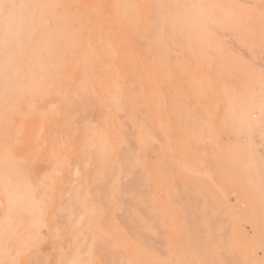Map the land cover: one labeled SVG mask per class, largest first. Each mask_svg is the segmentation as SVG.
<instances>
[{
  "label": "rangeland",
  "instance_id": "374dc122",
  "mask_svg": "<svg viewBox=\"0 0 264 264\" xmlns=\"http://www.w3.org/2000/svg\"><path fill=\"white\" fill-rule=\"evenodd\" d=\"M38 1L0 0V264H264L261 4L249 29L177 0Z\"/></svg>",
  "mask_w": 264,
  "mask_h": 264
},
{
  "label": "bare ground",
  "instance_id": "6f19581e",
  "mask_svg": "<svg viewBox=\"0 0 264 264\" xmlns=\"http://www.w3.org/2000/svg\"><path fill=\"white\" fill-rule=\"evenodd\" d=\"M38 1V0H37ZM108 1V0H107ZM122 1V0H121ZM149 1H151V0H149ZM162 2H163V0H161ZM174 1H176V0H174ZM39 2V1H38ZM151 2H155L154 0L153 1H151ZM103 3H104V1H103ZM102 3V4H103ZM113 3H114V1H113ZM116 3V2H115ZM121 3V2H120ZM123 3V2H122ZM126 3V2H125ZM124 3V4H125ZM259 3L261 4V7H262V15H263V17H264V0H177V9H178V15H182V18L184 17V16H186V15H194V16H203V17H207V18H209V19H211V20H217V19H219V20H222L223 22H224V24H225V26H236V25H238V24H240V22L241 21H243V24L246 22V21H249V23L247 24V27L249 28V29H251L252 27H253V23H252V21L254 20V19H256V17H257V15H258V9H259ZM124 4L122 5V4H120V6L121 7H124ZM140 4V3H139ZM162 4V3H161ZM57 5V4H56ZM106 4H104V6H105ZM119 5V4H118ZM167 5H168V3H167ZM77 6V5H76ZM103 6V5H102ZM155 6H157V4H156V2L154 3V7ZM164 6V5H163ZM68 7V6H67ZM115 7V6H114ZM161 7V6H160ZM165 7V6H164ZM260 7V8H261ZM162 8V7H161ZM50 9V8H49ZM76 9V8H75ZM116 9V8H115ZM126 9V7L124 8V10ZM166 9V8H165ZM63 10V9H62ZM128 10H129V7H128ZM103 12V11H102ZM114 12V11H113ZM120 12V11H119ZM118 11L117 12H114V13H116V15H118L117 17H118V20L120 19V20H122V18H121V16L118 14L119 13ZM145 12H148V11H145ZM153 12V11H152ZM155 12H156V10H155ZM155 12L154 13H152L151 14V25L153 26L152 28V30H154L155 28V30L153 31V32H155L153 35L155 36V39L153 38V36H152V40L154 39V41H155V45H157L156 43V36H158L157 35V33H158V31H159V28H157V27H159L158 26V23H159V20L158 19H153V17L154 18H158V17H156L157 16V12H156V14H155ZM78 13V12H77ZM121 13V12H120ZM134 13V12H133ZM112 14V13H111ZM126 14V13H125ZM139 14H140V11H139ZM155 14V15H154ZM161 14V13H160ZM164 14V13H163ZM60 15V14H59ZM74 15V14H73ZM72 15V16H73ZM116 15L114 16L113 15V17L115 18L116 17ZM34 16V15H33ZM62 16V15H61ZM105 16H106V13H105ZM104 16V17H105ZM153 16V17H152ZM66 17V16H65ZM92 17V16H91ZM117 17H116V19H117ZM120 17V18H119ZM138 17V16H137ZM136 17V18H137ZM191 17V16H190ZM34 18V17H33ZM70 18V17H69ZM113 18V19H114ZM123 18H124V16H123ZM185 18V17H184ZM183 18V19H184ZM46 19H47V16H46ZM73 19V18H72ZM108 19V18H107ZM191 19L193 20V21H190L189 23H191V24H189V26H191V25H196L197 23H194V22H196L197 20H195L196 19V17H191ZM74 20V19H73ZM91 20V19H90ZM110 20V19H109ZM117 20V21H118ZM125 20V19H124ZM124 20H122V22L124 21ZM138 20V19H137ZM136 20V21H137ZM155 20V22L153 23V21ZM157 20V21H156ZM59 21H60V18H59ZM97 21V20H96ZM126 21V20H125ZM124 21V22H125ZM135 21V20H134ZM187 21V20H186ZM245 21V22H244ZM53 22V21H52ZM56 22V21H55ZM103 22V21H102ZM118 22H120V21H118ZM132 22V21H131ZM130 22V23H131ZM156 22H157V24H156ZM198 22H199V20H198ZM209 22V21H208ZM138 23H139V21H138ZM187 23V22H186ZM20 24V23H19ZM114 24V23H113ZM125 24H126V26H127V24L128 23H126L125 22ZM133 24V23H132ZM155 24V25H154ZM208 24V23H207ZM63 25V24H62ZM119 25H120V23H119ZM135 25V24H134ZM163 25H164V23H163ZM174 25H176V24H174ZM185 25V24H184ZM187 25V27H188V23L186 24ZM214 25V24H213ZM80 26V25H79ZM198 26V25H197ZM196 26V28H199V27H197ZM216 25H214L213 27H215ZM240 26V25H239ZM55 27V26H54ZM57 27V26H56ZM62 27V26H61ZM102 27V26H101ZM117 27V26H116ZM120 27H121V25H120ZM124 27V26H123ZM131 29H132V27H131V25L129 26ZM128 27V28H129ZM147 27V26H146ZM170 27V26H169ZM191 27H193V26H191ZM217 27V26H216ZM241 27V26H240ZM150 28V27H149ZM167 28V27H166ZM171 28V27H170ZM177 27H174V32H172V33H175V34H173V36H176V37H179L178 36V34L180 33V32H178L179 31V29H178V31H175V29H176ZM168 29V28H167ZM189 28H187V29H185L186 31L188 30ZM202 29H205V28H203L202 27ZM259 29V28H258ZM76 30V29H75ZM80 30V29H79ZM79 30H76L77 31V33L75 34V35H77L78 34V31ZM116 30V29H115ZM148 30V29H147ZM156 30H157V33H156ZM172 29H169L168 31H169V33L167 32L166 33V35L167 34H169V37L171 36V37H173L172 36V34H171V31H173ZM197 30H199V29H197ZM240 29L238 28V31H239ZM64 31H66L65 29H64ZM70 31V30H69ZM117 31V30H116ZM233 31V30H232ZM262 31H264V30H262ZM51 32H52V30H51ZM121 32V31H120ZM120 32H119V34H120ZM187 32H189V30L187 31ZM16 33V32H15ZM56 33H57V31H56ZM133 33V32H132ZM238 33V32H237ZM73 34H74V32H73ZM109 34V33H108ZM123 34V33H122ZM121 34V35H122ZM160 34V33H159ZM192 34V33H191ZM191 34H190V36H191ZM217 34L218 35H220L221 33H218L217 32ZM228 34V33H227ZM230 34V33H229ZM63 35V34H62ZM124 35V34H123ZM121 36L120 38H122V37H124V36ZM126 35V34H125ZM222 35V34H221ZM223 35H225V34H223ZM186 36V35H185ZM217 36V35H216ZM227 36V35H226ZM234 36V35H233ZM164 37H165V34H164ZM167 37V36H166ZM165 37V39H167ZM220 37V36H219ZM63 38H64V40H65V37L63 36ZM72 38V37H71ZM71 38H70V40H71ZM158 38V37H157ZM192 38V37H191ZM186 39V38H185ZM80 40V39H79ZM161 40V39H160ZM174 40H176V39H174ZM221 40V39H220ZM231 40V39H230ZM74 41V40H73ZM72 41V42H73ZM76 41V40H75ZM78 41V40H77ZM158 41V40H157ZM170 41V40H169ZM169 41H168V43L167 44H169ZM186 41V40H185ZM188 41V40H187ZM195 41V40H194ZM193 41V42H194ZM79 42V41H78ZM165 42H167V40L166 41H164V43ZM177 42H178V40H177ZM226 42V41H225ZM249 42H250V40H249ZM128 43V42H127ZM176 43V42H175ZM189 43V42H188ZM254 43V42H253ZM140 44V43H139ZM152 44V43H151ZM166 44V43H165ZM166 44V45H167ZM177 44L178 43H176V46H177ZM184 42H182L181 44H179V47L181 48V51H182V48L184 47ZM194 44H196L197 45V43L195 42ZM194 44H192V45H194ZM223 44H225V43H222V41H221V45H223ZM227 44H231V43H229V42H227ZM234 44V43H233ZM232 44V45H233ZM255 44V43H254ZM128 45V44H127ZM160 46L161 45H159V48H160ZM169 45H167V47H168ZM223 46H226V45H223ZM234 47H235V45H233ZM122 47V46H121ZM145 48H146V46H144ZM154 47H157V46H154ZM166 47V46H165ZM179 47H177V48H179ZM198 47H199V45H198ZM222 47V46H221ZM251 47V46H250ZM125 48V47H124ZM130 48V47H129ZM169 48V47H168ZM171 48V47H170ZM188 48V47H187ZM194 48H196V46H194ZM231 48V47H230ZM141 49V48H140ZM151 48H150V46L148 45V50H150ZM152 49H153V47H152ZM160 49H162V46H161V48ZM197 49V48H196ZM196 49H194V51L196 50ZM212 49V48H211ZM224 49H226V47L225 48H222V50H223V53L222 54H224L225 52H224ZM232 49V48H231ZM238 49V48H237ZM125 50H127V49H125ZM124 50V51H125ZM165 50V49H164ZM187 50V49H186ZM198 50V49H197ZM229 50V49H228ZM233 50V49H232ZM129 51V50H128ZM168 51H169V49H168ZM171 51V50H170ZM180 51V52H181ZM239 51H241V50H239ZM153 52V51H152ZM165 52V51H164ZM172 52V51H171ZM171 52H167V54L168 53H171ZM188 52H189V50H188ZM202 52V51H201ZM75 53V52H74ZM130 53V52H129ZM187 53V52H186ZM198 53V52H197ZM200 53V52H199ZM242 54H243V52H241ZM76 54V53H75ZM107 54H109V53H107ZM125 54H126V52H125ZM176 54V53H175ZM183 54V53H182ZM196 54V53H195ZM89 55V54H88ZM102 55V54H101ZM127 55V54H126ZM163 55V54H162ZM172 55V54H171ZM183 55H186V54H183ZM76 56V55H75ZM74 56V57H75ZM130 56V54H128V57ZM132 56V55H131ZM164 56H165V54H164ZM168 56V55H167ZM173 56V55H172ZM180 56V55H179ZM190 56H192V54L191 55H189V63H191L192 62V60H193V58H191ZM196 56H197V54L195 55V58H196ZM200 56V55H199ZM203 56V55H202ZM105 57H108V56H105ZM133 57V56H132ZM137 57V56H136ZM160 57V55L158 54L157 55V61H156V63L158 62V60L160 59H162V58H159ZM174 57V56H173ZM178 57V56H177ZM182 57V56H181ZM100 58V57H99ZM104 58V57H103ZM130 58V57H129ZM172 58V57H171ZM176 58V57H175ZM187 58V57H186ZM191 58V59H190ZM194 58V59H195ZM76 59H77V57H76ZM92 59V58H91ZM107 59V58H106ZM126 59V58H125ZM132 59V58H131ZM15 60V59H14ZM156 60V59H155ZM160 60H159V65H160ZM218 60H220V59H218ZM216 61V62H219V61ZM130 61H132V63L133 64H138V63H136V60H134L133 61V59L132 60H130ZM163 61V60H162ZM195 61H197V58H196V60ZM199 61H201V57H200V60ZM204 61V60H203ZM225 61V60H224ZM126 62H127V60H126ZM137 62H138V60H137ZM150 62H154V61H152V59H151V61ZM174 62V61H173ZM193 62H194V60H193ZM191 63V64H194V63ZM97 63V62H96ZM118 63V62H117ZM178 64H179V62H177ZM189 63H188V66H189ZM202 62H200V64H201ZM94 64H95V62H94ZM99 64V63H98ZM130 64V63H129ZM167 64V63H166ZM174 64H175V62H174ZM174 64H173V66H174ZM215 64V63H214ZM213 64V65H214ZM216 64H218L219 65V63H216ZM255 64V63H254ZM100 65V64H99ZM157 65H158V63H157ZM158 65V66H159ZM169 65V64H168ZM176 65V64H175ZM186 64H184V67H186L185 66ZM196 65V64H195ZM255 65H260L259 64V62H257ZM262 65V64H261ZM70 66V65H69ZM76 66V65H75ZM136 66V65H135ZM172 66V65H171ZM181 66V65H180ZM263 66V65H262ZM71 67V66H70ZM132 67V66H131ZM137 67H138V65H137ZM137 67H136V69H137ZM191 67V66H190ZM201 67H203V66H201ZM234 67V66H233ZM236 67V66H235ZM261 67V66H260ZM73 68H74V66H73ZM127 68V67H126ZM128 68H130V67H128ZM161 68V67H160ZM187 68V67H186ZM194 68H196L195 66L193 67V69ZM224 68H225V66H224ZM94 69V68H93ZM141 69V68H140ZM140 69L138 68L137 69V72H140ZM185 69V68H184ZM190 69L191 68H189V71H190ZM193 69H191V70H193ZM226 69V68H225ZM18 70H19V68H18ZM142 70V69H141ZM161 70V69H160ZM76 71V70H75ZM96 71V70H95ZM127 71V70H126ZM163 71V70H162ZM168 71V70H167ZM186 71H187V69H186ZM188 71V72H189ZM202 71H203V69H202ZM207 71V70H206ZM110 72V71H109ZM143 72V71H142ZM192 72V71H191ZM204 72V71H203ZM221 72V71H220ZM227 72V71H226ZM71 73V72H70ZM69 73V74H70ZM74 73V72H73ZM96 73V72H95ZM130 73V72H129ZM145 73V72H144ZM156 73V72H155ZM168 73V72H167ZM201 73V72H200ZM205 73V72H204ZM76 74V73H75ZM139 74V73H138ZM176 74V73H175ZM188 74V73H187ZM186 74V75H187ZM193 74V73H192ZM77 75V74H76ZM79 75V74H78ZM99 75V74H98ZM97 75V76H98ZM101 75V74H100ZM140 75V74H139ZM142 75H144V74H141V77H143ZM150 75V74H149ZM156 75V74H155ZM164 75V74H163ZM185 75V76H186ZM211 75V74H210ZM209 75V76H210ZM234 75H236L237 76V74H234ZM152 76L153 75H151V78H152ZM175 76V75H174ZM189 76V75H188ZM208 76V77H209ZM220 76H223V78H221L222 80H225L224 79V74L223 73H220ZM158 77V76H157ZM156 77V78H157ZM167 77V76H166ZM166 77H164L165 79H166ZM189 77H191V76H189ZM192 77H195L196 78V76H192ZM191 77V78H192ZM207 77V76H206ZM207 77V78H208ZM98 78V77H97ZM111 78H113V77H110V85H111V88L113 87L114 89H115V85L113 86L112 84H111V82H113V81H111ZM153 78L155 79V76H153ZM159 78V79H158ZM157 79L158 80H160V78L161 77H158ZM210 78V77H209ZM208 78V79H209ZM177 79V78H176ZM197 79V78H196ZM53 80V79H52ZM99 80V79H98ZM102 80V79H101ZM136 80V79H135ZM144 80L146 81V79L144 78ZM192 80V79H191ZM199 80V79H198ZM214 79H212V81L210 82V83H213L214 81H213ZM241 80H243L242 78H241ZM100 81V80H99ZM104 81V80H103ZM160 81H162V79L160 80ZM177 82V84H178V80H176ZM196 81V80H195ZM231 81V80H230ZM115 82V81H114ZM120 82V81H119ZM147 83H148V79H147V81H146ZM150 82V81H149ZM157 82V80L154 82V84ZM233 82V81H232ZM99 82H97L96 83V85L98 84ZM184 83V82H183ZM190 83V82H189ZM225 83H227V81H225ZM109 84V83H108ZM148 84H152L151 82L150 83H148ZM147 84V85H148ZM154 84H152V85H154ZM231 84V83H230ZM232 84H234V83H232ZM50 85H53V84H51L50 83ZM101 85V84H100ZM102 85H104V84H102ZM213 85V84H212ZM216 85V84H215ZM154 86H156V85H154ZM153 86V87H154ZM190 86H192V84L190 83ZM226 86H228V84H226ZM108 87V86H107ZM110 87V86H109ZM150 87V86H149ZM211 87H213V86H211ZM234 87L236 88V86L234 85ZM97 88H99V85L97 86ZM152 88V87H151ZM155 88V87H154ZM157 88V87H156ZM155 88V89H156ZM179 88V87H178ZM186 88V87H185ZM190 88H192V87H190ZM193 88H194V86H193ZM192 88V89H193ZM224 88V87H223ZM60 89V88H59ZM109 89V88H108ZM107 89V90H108ZM154 89V90H155ZM176 90H177V87L175 88ZM208 89H209V87H208ZM216 89V88H215ZM240 89V88H239ZM111 90V89H110ZM109 90V91H110ZM119 89H117V91H118ZM187 90V89H186ZM191 90V89H190ZM189 90V91H190ZM195 89H193L192 90V92L194 91ZM228 90H230V89H228ZM237 90V89H236ZM235 90V91H236ZM18 91V90H17ZM100 91H101V88H100ZM108 91V92H109ZM156 91H158V89H156ZM155 91V92H156ZM238 91V90H237ZM236 91V92H237ZM15 92H16V90H15ZM30 92V91H29ZM114 92H116V90L114 91ZM122 91H120V93H121ZM153 92V91H152ZM179 92H180V90H179ZM243 92V91H242ZM8 93V92H7ZM36 93V92H35ZM132 93H133V91H132ZM182 93V92H181ZM238 93H239V91H238ZM24 94V93H23ZM65 94V93H64ZM117 95H119V91L116 93ZM193 94H194V92H193ZM239 94H241V93H239ZM13 95V94H12ZM25 95V94H24ZM23 95V96H24ZM33 95H34V93H33ZM32 95V96H33ZM41 95V94H40ZM48 95V94H47ZM100 95H101V92H100ZM158 95H159V93H158ZM7 96V95H6ZM109 96V95H108ZM114 96V95H113ZM155 96H157V93H156V95ZM161 96H163V95H161ZM160 96V97H161ZM181 97L182 96H184V93L182 94V95H180ZM192 96H194V95H192ZM195 96H197V95H195ZM236 96V95H235ZM242 96V95H241ZM118 97V96H117ZM157 97H159V96H157ZM237 97V96H236ZM245 97V96H244ZM244 97H242V99H238V98H235L236 100V103L234 104V107H233V109H234V116H233V118L232 119H234V117L237 115H239V114H237V113H250L249 112V110H250V108H251V104L250 103H247V102H245L246 101V99H243ZM179 98V97H178ZM188 98V97H187ZM42 99V98H41ZM44 99V98H43ZM108 99V98H107ZM115 99H116V97H115ZM118 99H119V97H118ZM162 99H163V97H162ZM180 99V98H179ZM181 99H183V98H181ZM194 99H196V97H193V100ZM199 98H197V100H198ZM31 100V99H30ZM109 100V99H108ZM184 100V99H183ZM186 100V99H185ZM28 101V100H27ZM32 101V100H31ZM114 101V100H113ZM113 101H112V103H113ZM65 102V101H64ZM100 102V101H99ZM109 102H111V96H110V100L108 101V103ZM159 102V101H158ZM192 102V101H191ZM194 102V101H193ZM197 103H198V101H196ZM195 102V103H196ZM25 103V102H24ZM107 103V104H108ZM115 104L117 103V101L116 102H114ZM160 104H161V102H159ZM197 103H196V105H197ZM58 104V103H57ZM66 104V103H65ZM68 104V103H67ZM160 104L158 105L157 103L155 104L156 106L158 105V106H160ZM179 104H181V103H179ZM27 105V104H26ZM38 105V104H37ZM45 105H46V103H45ZM44 105V106H45ZM51 105V107H52V104H50ZM99 105H102L101 103L99 104ZM106 105V104H105ZM104 104H103V106L104 107H106ZM118 105V104H117ZM164 105V104H163ZM177 105H178V103H177ZM184 105V104H183ZM214 105H216V104H214ZM11 106H12V104H11ZM198 106V105H197ZM217 106V105H216ZM48 107V106H47ZM173 107V106H172ZM179 107H181L180 105H179ZM182 107H184V106H182ZM187 107V106H186ZM201 107H203L202 106V104H201ZM200 107V108H201ZM6 108H7V106H6ZM53 108V107H52ZM51 108V109H52ZM56 108H58V107H56ZM101 108V107H100ZM157 108V107H156ZM199 108V107H198ZM228 107H226V109H227ZM23 109V108H22ZM21 109V110H22ZM50 109V110H51ZM115 109V108H114ZM181 109V108H180ZM189 109V108H188ZM10 110V109H9ZM36 110H37V108H36ZM39 110V109H38ZM200 110V109H199ZM5 111V110H4ZM15 111V110H14ZM111 111V110H110ZM156 111H157V109H156ZM192 111V110H191ZM190 111V112H191ZM210 111V110H209ZM228 111H229V109L227 110V113H228ZM9 112V111H8ZM31 112H33V111H31ZM39 112H41L40 110H39ZM43 112V111H42ZM67 112V111H66ZM161 112V111H160ZM216 112V111H215ZM22 113H24V112H22ZM93 113V112H92ZM162 113V112H161ZM32 114V113H31ZM40 114V113H39ZM112 114V113H111ZM174 114V113H173ZM215 114V113H214ZM251 114V113H250ZM17 115V114H16ZM52 115V114H51ZM66 115V114H65ZM64 115V116H65ZM73 115V114H72ZM25 116H26V114H25ZM28 116H30V115H28ZM47 116V115H46ZM205 116V115H204ZM236 116V117H237ZM21 118H23L22 116H20ZM40 117V116H39ZM53 117V116H52ZM61 117V116H60ZM20 118V119H21ZM6 119V118H5ZM114 119V118H113ZM36 120V119H35ZM43 120L44 119H41V122H43ZM212 120V119H211ZM222 120V119H221ZM224 120H226V119H224ZM7 121H9V120H7ZM21 121V120H20ZM183 121V120H182ZM229 121V120H228ZM227 121V122H228ZM234 121V120H233ZM232 121V122H233ZM11 122V121H10ZM10 122H9V124H10ZM16 122V121H15ZM166 122V121H165ZM196 122V121H195ZM13 122H11V124H12ZM22 123V122H21ZM114 123V122H113ZM6 124H7V122H6ZM8 124V125H9ZM18 124V123H17ZM187 124V123H186ZM219 124V123H218ZM220 124H221V122H220ZM227 124V123H226ZM229 124H231V122L229 123ZM228 124V125H229ZM21 125V124H20ZM31 125V124H30ZM39 125V124H38ZM38 125L36 126V127H38ZM68 125V124H67ZM236 125V124H235ZM15 126V125H14ZM14 126H13V128H14ZM63 126V125H62ZM160 126H161V124H160ZM11 127V126H10ZM19 127V126H18ZM31 127V126H30ZM94 127V126H93ZM114 127V126H113ZM168 127V126H167ZM230 127V126H229ZM35 128V127H34ZM39 128V127H38ZM57 128V127H56ZM107 128V127H106ZM169 128V127H168ZM9 129V128H8ZM11 129V128H10ZM15 129H17V128H15ZM20 129H21V127H20ZM18 130V131H21V130ZM184 129H186V128H184ZM31 130H33V129H31ZM36 130V129H35ZM42 130V129H41ZM108 131H109V129H107ZM10 131V130H9ZM94 131L96 132V128L94 127ZM104 131V130H103ZM30 132V131H29ZM41 132V131H40ZM92 132V131H91ZM11 133V132H10ZM15 133H17L16 131H15ZM36 132H34V134L32 133V135H36L35 134ZM94 133V132H93ZM104 133H105V131H104ZM103 133V134H104ZM109 133H110V131H109ZM18 134V133H17ZM1 135H3L4 136V134H1ZM13 135H14V133H13ZM95 135V134H94ZM14 136H16V135H14ZM22 135L20 134V136H19V139H20V141H21V137ZM38 136H40V133H39V135ZM96 136V135H95ZM129 136V135H128ZM28 137V136H27ZM96 137H99V135L98 136H96ZM14 138V137H13ZM33 138V137H32ZM32 138H31V140H32ZM42 138H43V136H42ZM107 138V137H106ZM189 138V137H188ZM191 138H192V136H191ZM2 139V138H1ZM37 140V142H38V138L36 139ZM39 140H41V136H40V138H39ZM50 140H51V138H50ZM3 141V140H2ZM16 141V140H15ZM21 142H23V141H21ZM30 142H32V141H30ZM42 143H41V145L43 144V141H41ZM131 142V141H130ZM5 143V142H4ZM29 143V142H28ZM38 143H40V142H38ZM45 143V142H44ZM97 143H99V142H97ZM34 144V143H33ZM131 144V143H130ZM224 144V143H223ZM25 144L23 143V145L21 146V147H23ZM29 145V144H28ZM32 145V144H31ZM40 145V146H41ZM99 145V144H98ZM27 146V145H26ZM39 145H37L36 147L37 148H39V149H41L40 147H38ZM43 146V145H42ZM55 146H56V144H55ZM55 146H52V147H54L55 148ZM96 146V145H95ZM108 146V145H107ZM19 147V146H18ZM21 147H20V149H21ZM31 147V146H30ZM34 147V146H33ZM35 147V148H36ZM28 148V147H27ZM45 148V147H44ZM57 148V147H56ZM103 148V147H102ZM108 148V147H107ZM16 149V148H15ZM33 149V148H32ZM188 149V148H187ZM58 150V149H57ZM69 150V149H68ZM103 150V149H102ZM189 150V149H188ZM191 150V149H190ZM38 152H39V150H37ZM40 151H42V149L40 150ZM2 152V151H1ZM19 152H21V151H19ZM26 152V151H25ZM49 152V151H48ZM3 154H4V150H3ZM17 154H18V150H17ZM31 154H32V152H31ZM34 154H36V150L34 149ZM34 154H32V156L34 155ZM39 154H40V152H39ZM58 154H59V152H58ZM25 155V154H24ZM46 155V154H45ZM75 155V154H74ZM101 155V154H100ZM5 156V155H4ZM35 156V155H34ZM33 156V157H34ZM22 157H23V154H22ZM37 157V156H36ZM36 157H34L33 158V160L34 159H36ZM6 160V159H5ZM32 160V159H31ZM38 160V159H37ZM4 161V159L2 160V162ZM26 162V161H25ZM34 162H35V160H34ZM33 162V163H34ZM4 163H6V161H4ZM32 163V162H31ZM184 163H186V162H184ZM28 164V163H27ZM30 164V163H29ZM187 164V163H186ZM185 164V165H186ZM7 164H5V166H6ZM31 165V164H30ZM30 165L29 166H27L26 168H27V170H28V167H30ZM24 166V165H23ZM180 167V166H179ZM7 169V168H6ZM180 169V168H179ZM8 170V169H7ZM55 170V169H54ZM62 170H63V168H62ZM182 170V169H181ZM57 171V170H56ZM64 171V170H63ZM62 171V172H63ZM197 171V170H196ZM186 172V171H185ZM198 172V171H197ZM7 173H8V171H7ZM66 173V172H65ZM186 173H188V172H186ZM190 174V173H189ZM33 175V174H32ZM49 175V174H48ZM50 176H51V173H50ZM50 176H49V178H50ZM196 176V175H195ZM202 176V175H201ZM203 177V176H202ZM75 179H76V177H74ZM50 179H52V178H50ZM207 179H208V177H207ZM52 181V180H51ZM210 181V180H209ZM122 182V181H121ZM52 184H53V182H51ZM32 184V183H31ZM51 184V186H53ZM95 184V183H94ZM33 185V184H32ZM14 186H15V184H14ZM95 186V185H94ZM12 187V186H11ZM94 188V187H93ZM98 190H101V189H98ZM10 193H14L13 191H11ZM50 193V192H49ZM98 193H100V192H98ZM11 196H12V194H11ZM10 196V197H11ZM49 196V195H48ZM66 198V197H65ZM79 200V199H78ZM49 201V200H48ZM194 202V201H193ZM37 203V202H36ZM81 203H82V201H81ZM84 204V203H83ZM126 204H128V203H126ZM194 206V205H193ZM192 207V206H191ZM195 207V206H194ZM115 209L117 208L116 206L114 207ZM30 209H32V208H30ZM33 210V209H32ZM31 210V212H33ZM97 211H95V213H96ZM105 212V211H104ZM124 212V211H123ZM118 213V212H117ZM120 213V212H119ZM143 212H141V214H142ZM30 214V213H29ZM50 215V214H49ZM48 215V216H49ZM50 216H52V214L50 215ZM143 216V215H142ZM85 218V217H84ZM145 218V217H144ZM34 218H32V220H33ZM50 219H53V218H51L50 217ZM31 220V219H30ZM48 220V219H47ZM46 220V221H47ZM52 222V221H51ZM72 223V222H71ZM26 224V223H25ZM48 224V223H47ZM156 224V223H155ZM154 224V225H155ZM35 226H37V225H35ZM116 226V225H115ZM121 226V225H120ZM191 226V225H190ZM194 226H195V224H194ZM52 227V226H51ZM52 229V228H51ZM51 229H50V231H51ZM115 229H116V227H115ZM124 229V228H123ZM137 229V228H136ZM36 230V229H35ZM201 231V230H200ZM41 232V231H40ZM53 232V231H52ZM120 234V233H119ZM58 235V234H57ZM141 235V234H140ZM58 236H60V235H58ZM157 236V235H156ZM120 237V236H119ZM125 237V236H124ZM50 238V237H49ZM88 238V237H87ZM121 238H122V236H121ZM126 238V237H125ZM111 239V238H110ZM113 239H114V237H113ZM40 240V239H39ZM42 240H43V237H42ZM41 240V241H42ZM147 240V239H146ZM62 241V240H61ZM110 242H111V240H110ZM120 242V241H119ZM145 242H147V241H145ZM153 244V243H152ZM159 244V243H158ZM110 245H111V243H110ZM110 245H108L109 247H110ZM132 245V244H131ZM145 245V244H144ZM53 247H51V248H54V244L52 245ZM118 246V245H117ZM108 247V248H109ZM119 247H121L122 248V250H124V248L122 247V246H119ZM134 247V246H133ZM139 247V246H138ZM146 247V246H145ZM110 249V248H109ZM120 249V248H119ZM136 249V248H135ZM150 249H151V247H150ZM154 249V248H153ZM53 250V249H52ZM121 250V251H122ZM119 252H120V250H119ZM44 253V252H43ZM162 253V252H161ZM102 255V254H101ZM121 255V254H120ZM139 255V254H138ZM140 256V255H139ZM125 257V256H124ZM46 258V257H45ZM103 258H104V256H103ZM131 258V257H130ZM17 259V258H16ZM12 260V259H11ZM8 261H9V259H8ZM14 261V260H13ZM12 261V262H13ZM47 262H48V259H47Z\"/></svg>",
  "mask_w": 264,
  "mask_h": 264
}]
</instances>
